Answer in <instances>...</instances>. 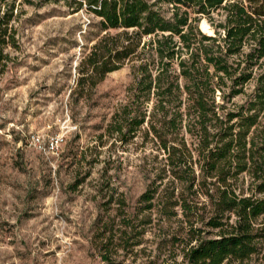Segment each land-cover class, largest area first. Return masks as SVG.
I'll use <instances>...</instances> for the list:
<instances>
[{
	"label": "trees",
	"instance_id": "1",
	"mask_svg": "<svg viewBox=\"0 0 264 264\" xmlns=\"http://www.w3.org/2000/svg\"><path fill=\"white\" fill-rule=\"evenodd\" d=\"M52 1L97 20L88 24L97 35L81 46L72 97L90 99L106 75L129 65L130 96L107 133L154 136L162 172L180 186L179 195L159 198L158 211L170 220L178 209L183 234L161 240L167 251L146 264H264V0H22ZM15 4L0 0L1 71L18 48ZM242 95V104L232 102ZM153 193L141 200L151 203Z\"/></svg>",
	"mask_w": 264,
	"mask_h": 264
},
{
	"label": "rangeland",
	"instance_id": "2",
	"mask_svg": "<svg viewBox=\"0 0 264 264\" xmlns=\"http://www.w3.org/2000/svg\"><path fill=\"white\" fill-rule=\"evenodd\" d=\"M15 8L18 48L7 51L11 61L0 70V264H146L163 256L161 240L183 233L180 211L167 220L158 201L179 195L180 186L172 189L162 172L165 156L154 136L142 129L122 139L107 133L130 96V66L106 75L90 99L72 97L81 46L97 35L88 24L97 20L70 14L62 1L36 7L16 0ZM199 27L211 33L205 20ZM33 134L44 143L62 138L57 153L30 145ZM179 138L191 147L190 136ZM149 189L154 197L145 203Z\"/></svg>",
	"mask_w": 264,
	"mask_h": 264
},
{
	"label": "built area",
	"instance_id": "3",
	"mask_svg": "<svg viewBox=\"0 0 264 264\" xmlns=\"http://www.w3.org/2000/svg\"><path fill=\"white\" fill-rule=\"evenodd\" d=\"M62 142V138L58 135L48 136L47 142L44 143L42 136L40 135H31L29 138V144L33 145L34 147L41 148L50 154H56Z\"/></svg>",
	"mask_w": 264,
	"mask_h": 264
}]
</instances>
